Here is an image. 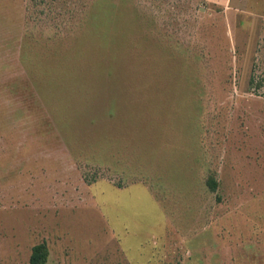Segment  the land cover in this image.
Instances as JSON below:
<instances>
[{
	"label": "rangeland",
	"instance_id": "obj_1",
	"mask_svg": "<svg viewBox=\"0 0 264 264\" xmlns=\"http://www.w3.org/2000/svg\"><path fill=\"white\" fill-rule=\"evenodd\" d=\"M43 243L264 264V0H0V264Z\"/></svg>",
	"mask_w": 264,
	"mask_h": 264
},
{
	"label": "trees",
	"instance_id": "obj_2",
	"mask_svg": "<svg viewBox=\"0 0 264 264\" xmlns=\"http://www.w3.org/2000/svg\"><path fill=\"white\" fill-rule=\"evenodd\" d=\"M207 186L210 188L212 192H216L217 182L214 179V177L209 178V180L207 181ZM48 257H49L48 246L45 243L37 245L32 250L30 264H47Z\"/></svg>",
	"mask_w": 264,
	"mask_h": 264
}]
</instances>
